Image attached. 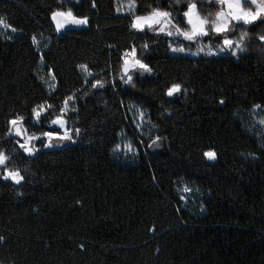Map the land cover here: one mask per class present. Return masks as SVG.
<instances>
[{"label": "trees", "instance_id": "obj_1", "mask_svg": "<svg viewBox=\"0 0 264 264\" xmlns=\"http://www.w3.org/2000/svg\"><path fill=\"white\" fill-rule=\"evenodd\" d=\"M116 2L0 0V19L17 32H0V151L24 177L0 179V264H264V145L240 118L264 111V22L238 30L248 35L237 56L174 57V41L194 45L133 29ZM134 2L136 15L159 8L186 26V5ZM58 8L88 23L57 31ZM133 48L152 71L125 84L123 56ZM96 80L104 87L92 88ZM176 83L181 91L167 96ZM69 96L76 143L28 156L6 135L10 119L23 116L32 131L33 107L58 110ZM134 109L148 136L137 134ZM123 136L133 159L116 156ZM182 184L200 193L196 207H184Z\"/></svg>", "mask_w": 264, "mask_h": 264}, {"label": "snow or ice", "instance_id": "obj_2", "mask_svg": "<svg viewBox=\"0 0 264 264\" xmlns=\"http://www.w3.org/2000/svg\"><path fill=\"white\" fill-rule=\"evenodd\" d=\"M179 3V0H177ZM215 3L220 6V10L217 11L215 18L209 20L208 18L202 17L197 11L196 3H188L187 10L183 11L182 19H184L186 27H180L178 24H174L172 21V13L169 11H162L159 8H155L146 15H135L131 27L137 31H144L146 28L156 34L163 33L167 36H172V29L175 28L176 34L182 36L187 41H196L200 37L209 36V27L211 32L222 38V46L219 47V52H230L232 56H237V49L243 51V41L248 35L247 30L240 36V41H234L230 38L229 33H234L236 25L242 23L243 25H252L256 21L264 22V0H215ZM245 3L254 5L252 7H245ZM95 7V4H93ZM129 7H134V0H130ZM51 18L55 22L56 30L60 31L69 25H86L88 23L87 17H77L71 8L66 10L57 9L51 13ZM0 25L5 28L10 27L2 19H0ZM15 31V29H12ZM10 38V37H9ZM259 40L264 42V35L259 36ZM35 42V37H33ZM147 48V45H144ZM173 52H184V47L173 48ZM204 48L200 47L198 52L192 53L193 55H198L203 52ZM206 55H217V52L211 50L209 46V51L205 53ZM84 72L89 76L92 73L88 70L87 65L79 66ZM139 70V74L151 73L152 69L145 63L142 62L135 54V48L130 52H125L124 62H123V75L121 79L124 80L125 84H131L133 82V73ZM55 77H53L54 79ZM92 88H103L104 83L101 80H96L91 84ZM181 91V85L176 83L172 84L166 92V95L172 97L175 93ZM74 96H69L65 102L64 107L60 109V114L55 118L51 119L50 126H56L60 131H44L41 136H36L33 134H28L27 129L24 127L25 118L23 116H15L13 119L8 121L10 127L7 132L8 137L22 138L17 139V144L24 153L32 155L36 149L34 145L31 144L32 140H40L41 137L46 138V142L42 140L44 147H58L62 146L60 142L62 141H72V129L66 127L67 121L64 119V115L68 108V102L73 101ZM223 103V101H221ZM53 106L51 104H41L33 107L31 110L33 121L39 123L41 121L42 115L48 113ZM143 117V113H141ZM264 122V121H262ZM78 134L79 129H75ZM159 137H157V140ZM55 142V143H54ZM155 144L156 141H153ZM159 146V145H157ZM119 148V146H117ZM128 152H132L133 148L131 144L125 146ZM151 147V145H149ZM204 155L212 160L216 158V154L213 151H207ZM11 157L4 151H0V179L11 180L15 184H20L24 177L18 168L8 167ZM185 191L189 189L185 188ZM0 239H3L0 237Z\"/></svg>", "mask_w": 264, "mask_h": 264}, {"label": "rangeland", "instance_id": "obj_3", "mask_svg": "<svg viewBox=\"0 0 264 264\" xmlns=\"http://www.w3.org/2000/svg\"><path fill=\"white\" fill-rule=\"evenodd\" d=\"M60 1L63 4H73V3L77 4L81 0H60ZM169 1H172L176 4L186 5V6L188 3L194 2L192 0H179V3H177V0H169ZM116 3H117V12L119 15L132 16L134 18V16L136 15V4H135V2H134L133 8L129 7L130 0H117ZM249 7H252V6H249ZM253 10H254V8H253ZM197 11L201 15L211 16L212 14H215L213 12H216L217 10L209 12V11L197 9ZM172 21L174 23L173 17H172ZM258 21H256V22H258ZM69 26H71V25H69ZM244 26H248V25L236 26L237 29L235 28L236 29L235 33L233 35H230L232 33H229L230 38L233 39L234 41L239 42L240 36L242 35L241 34L242 30H240L241 32L238 30L240 28L242 29V27H244ZM172 31H173V29H172ZM0 32L5 38H8V39L15 38V36L17 35V32L12 31V28H10V27L5 28L3 25H0ZM237 32H240V34L238 35ZM165 36H167V35H165ZM167 37H176V36L173 32L172 36H167ZM214 37H215V35L211 32V28L209 27V36L207 37L209 39V42H206V40H203V39H199L192 44L190 43L191 45H194L191 47V49H195L194 51H191V49L184 47L185 48L184 52H173L172 51L173 48L183 47V45H181V44L179 45V44H177V41H174V43L170 45L171 55L174 57L199 58V57H205V56H209V57L218 56V57H220V56L226 55V53H230V52H223V53L219 52V47L222 46V43L219 46L212 43L211 39ZM178 38H180V37H178ZM244 44L245 43L243 41V45H242L243 49H244ZM209 46L211 47L212 51L217 52L218 54L217 55H206L205 53H207L209 51ZM200 47H203L204 51L200 52L198 55H193L192 53L198 52V49ZM243 52H244V50L241 51V50L237 49L238 54H242ZM135 54H136V51H135ZM136 56H137V54H136ZM123 62H124V56H123ZM81 72L84 74L85 77H87V81H90L91 76H89L82 69H81ZM135 73H139V70H137V72H134L133 74H135ZM50 82H53V80L50 79ZM62 107H64V103L61 105V107H59L58 110L55 108H51L48 113H45L44 115H42L41 121L39 123H36L32 120V122H31V126L33 129L32 131L29 130L28 127L24 123V127L27 129L28 134L34 133L36 136H41V133L44 131H60L62 133V130H59L56 126H50L51 119L55 118L57 115L60 114V109ZM72 111H73L72 101H69L68 102V108H67L66 113L64 115V119H66V121H67L66 127L73 130L72 131V141H62V142H60L62 146H58V147H44L42 140L44 142H46V138L41 137L40 140H32L31 141V144L34 145L36 151L32 155H28L26 153L25 154L28 156H34L37 153H40L42 151H50V150L60 149V148L65 147L67 145H71V144L76 143L77 142V135H79V133L77 134L75 132V129H77V128L74 125L70 124V122H68V117L71 115ZM141 113H143V112L140 109H134L133 110L132 114L134 116L135 123H136L135 128L137 129V134L142 135V136H148L152 132L151 131L152 127L147 123V121L145 119V114L143 113V117H141ZM240 118L242 119V123H243L246 131L250 135L254 136L262 145H264V122H262V121H264V111L261 110L260 108H255L249 112H245L244 114H242L240 116ZM10 138L15 139L16 141H17V139H20V141L23 142L22 138H17V137H10ZM128 144L132 145V148H133L132 152H128L126 150L125 146ZM21 151L23 152L22 149H21ZM136 154H137V149L134 147L133 143L130 140H128L125 136L121 137L119 148L116 149V156H118L119 158H121L123 160H128V159H133V157ZM8 167H9V164H8ZM0 175H2V172H0ZM7 181H11V180H7ZM185 188L189 189V191H185ZM179 194H180L181 200H182L185 208L186 207L194 208L197 206V204H199L200 193L198 191L192 189L190 186L182 184L181 189L179 191ZM189 204H192V205L189 206Z\"/></svg>", "mask_w": 264, "mask_h": 264}, {"label": "flooded vegetation", "instance_id": "obj_4", "mask_svg": "<svg viewBox=\"0 0 264 264\" xmlns=\"http://www.w3.org/2000/svg\"><path fill=\"white\" fill-rule=\"evenodd\" d=\"M192 1H194V2H192V3H196V4H197V9H199L200 7H202V6H201V2H203V6H204V7H208V8L211 7V8H213V10H217V11L220 10V6L217 5V4L215 3V0H192ZM244 6H245V7L252 6L253 8H255L254 5H250L249 3H245ZM238 25L242 26L243 24L240 23V24H238ZM238 25H236V26H238ZM236 29H237V28H236ZM236 29H235V31H236ZM173 32H174L176 38L180 37V38H178V39H180V40L182 39L184 42H187V43H194V42H195V41H187V40H185L182 36L177 35V34H176V31H175V28H173ZM234 33H235V32H234ZM234 33H232V34H234ZM207 37H208V36H206L205 38L200 37V38H198L197 40H199V39L207 40V39H208ZM197 40H196V41H197Z\"/></svg>", "mask_w": 264, "mask_h": 264}, {"label": "water", "instance_id": "obj_5", "mask_svg": "<svg viewBox=\"0 0 264 264\" xmlns=\"http://www.w3.org/2000/svg\"><path fill=\"white\" fill-rule=\"evenodd\" d=\"M67 27V26H66ZM206 37V36H205ZM205 37H202V38H205Z\"/></svg>", "mask_w": 264, "mask_h": 264}]
</instances>
